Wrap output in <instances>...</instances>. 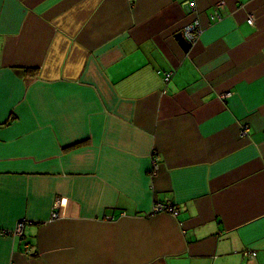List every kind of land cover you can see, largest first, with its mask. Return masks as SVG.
I'll return each instance as SVG.
<instances>
[{
    "label": "crops",
    "instance_id": "1",
    "mask_svg": "<svg viewBox=\"0 0 264 264\" xmlns=\"http://www.w3.org/2000/svg\"><path fill=\"white\" fill-rule=\"evenodd\" d=\"M0 264H264V0H0Z\"/></svg>",
    "mask_w": 264,
    "mask_h": 264
},
{
    "label": "built area",
    "instance_id": "2",
    "mask_svg": "<svg viewBox=\"0 0 264 264\" xmlns=\"http://www.w3.org/2000/svg\"><path fill=\"white\" fill-rule=\"evenodd\" d=\"M192 4H191V6H192ZM216 19H221V15L219 13H217ZM248 21L250 24H253V22H254L253 18H250ZM200 29H201L200 23L197 19H195L192 23H189L187 26H185V28L183 29V33L191 43H194V41L199 37ZM172 74L173 73H171V72L165 73L163 81L165 83L170 82V80L172 78ZM158 210H160L161 212H169V213L175 215L176 217L178 216V212L171 205H166V204L165 205H159ZM23 227H24V223L19 224V226L16 230V233L22 235L21 233H22ZM256 254L257 253L255 251L244 252V255L248 256V257H251V256L255 257Z\"/></svg>",
    "mask_w": 264,
    "mask_h": 264
},
{
    "label": "water",
    "instance_id": "3",
    "mask_svg": "<svg viewBox=\"0 0 264 264\" xmlns=\"http://www.w3.org/2000/svg\"><path fill=\"white\" fill-rule=\"evenodd\" d=\"M176 39L178 40L181 48H184V50L186 52L192 48L191 47L192 43L187 39V37L184 35L183 31L176 35Z\"/></svg>",
    "mask_w": 264,
    "mask_h": 264
},
{
    "label": "trees",
    "instance_id": "4",
    "mask_svg": "<svg viewBox=\"0 0 264 264\" xmlns=\"http://www.w3.org/2000/svg\"><path fill=\"white\" fill-rule=\"evenodd\" d=\"M28 71L30 72V70H28ZM28 71H27V72H28ZM32 72H33V71H32Z\"/></svg>",
    "mask_w": 264,
    "mask_h": 264
},
{
    "label": "rangeland",
    "instance_id": "5",
    "mask_svg": "<svg viewBox=\"0 0 264 264\" xmlns=\"http://www.w3.org/2000/svg\"><path fill=\"white\" fill-rule=\"evenodd\" d=\"M168 205V204H167Z\"/></svg>",
    "mask_w": 264,
    "mask_h": 264
}]
</instances>
